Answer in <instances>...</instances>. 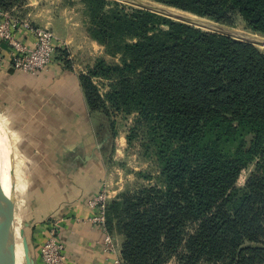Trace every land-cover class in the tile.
Here are the masks:
<instances>
[{"label":"trees","instance_id":"trees-1","mask_svg":"<svg viewBox=\"0 0 264 264\" xmlns=\"http://www.w3.org/2000/svg\"><path fill=\"white\" fill-rule=\"evenodd\" d=\"M157 1L220 22H230L234 13L264 35V0ZM155 16L148 10L136 15L143 20L134 22L137 40L125 43L123 50L132 57L126 67L148 68L142 90L164 97L158 111L145 112L150 121L145 147L160 165L159 185L125 197L123 263L163 264L180 247L193 262H263L264 247L258 244L264 245V52L249 42L169 18L163 19L167 30L149 34L146 25ZM110 30L109 23L99 29L107 40L116 36ZM99 62L97 67L111 74L113 67ZM80 81L91 114L108 115L90 77L80 75ZM254 161L260 166L255 177L260 178L248 189H238L241 170ZM120 212L117 200L108 203L110 233L111 215ZM189 224L195 226L192 231Z\"/></svg>","mask_w":264,"mask_h":264},{"label":"rangeland","instance_id":"rangeland-1","mask_svg":"<svg viewBox=\"0 0 264 264\" xmlns=\"http://www.w3.org/2000/svg\"><path fill=\"white\" fill-rule=\"evenodd\" d=\"M104 1L102 4V2L94 3L91 0H5L0 6L13 14L23 17L29 16L31 19H35L39 25L49 22V25L62 39L60 40V58L67 66L76 67L80 75L90 77V82L96 87V91L106 103L108 115L99 114L97 111L92 112V118L97 129L101 135L107 138L105 146L102 147L101 145L100 149L103 152L100 153L104 155L107 168L102 191H107L108 203L117 200L122 211L117 216L113 213L111 215L112 247H109L115 252L108 248L106 250L116 255V258L123 262L121 250L126 241V235L123 233L121 223L123 219H126L124 212L125 197L137 195L150 185H159L156 177L159 174L160 165L153 153H148L145 147L150 130L149 117L145 112L158 111V107L163 105L164 97L159 94L150 96L145 93V90H142L141 80L148 76L147 66L143 67L134 63L136 70H133L125 65V61L128 63L132 61V57L123 51L125 43H132L137 40L134 22L136 20L143 21L142 18L138 19L136 15L140 11L148 9L123 0ZM148 1L217 23L243 35L264 39V35L252 31L234 13L229 14L230 22H220L178 6L157 0ZM103 5L104 7H102ZM151 12L155 13L156 16L149 20L146 25L149 34L156 32L157 29L162 31L168 29V25L163 22L164 18L180 21L162 13ZM105 17L107 18L104 19ZM119 21L123 23L118 27L119 30L115 31V25ZM107 23L111 24L113 29L110 32L116 34L111 40L104 38L103 33L99 31ZM129 23H134V26L128 28L126 25H130ZM187 24L206 33L230 36L205 27ZM139 31L142 32L143 30ZM230 37L245 41L236 36ZM249 43L264 52V45ZM99 61H104L106 65L113 67L111 74H105L101 67H97ZM95 70L99 72L98 76L93 75ZM123 78H127L129 81L123 83ZM0 124L4 126L8 137V156L12 158L11 173L13 180L12 196H7L9 199L7 198L5 203L6 212L4 218L0 219V264H25L23 238H27L30 253L34 258L32 247L35 241L34 230L40 223L37 221L40 219L37 217L40 205L35 198L32 186L30 162L22 158L18 144L12 140L10 128L5 125L1 118ZM4 159L2 158V165ZM259 170L260 166L257 161L243 168L236 181V187L240 190L248 189L254 178H257L256 180L260 178L255 177ZM6 183L7 181L4 182L3 191L6 188ZM19 203L24 205L22 206V217L18 216L19 210H21ZM21 219L23 223H19ZM194 227L193 224H189L188 231H192ZM21 229H24V234L21 233ZM258 246L264 247L263 244H258ZM185 253V250L180 247L178 252L169 257L163 264H224L226 262L221 259L207 260L204 258L200 262H193L185 257ZM254 264H264V261L256 260Z\"/></svg>","mask_w":264,"mask_h":264},{"label":"crops","instance_id":"crops-1","mask_svg":"<svg viewBox=\"0 0 264 264\" xmlns=\"http://www.w3.org/2000/svg\"><path fill=\"white\" fill-rule=\"evenodd\" d=\"M21 17L54 30L49 22L39 25L29 16ZM56 35L59 46L46 70L38 75L15 70L6 44L0 72V118L10 128L22 158L30 162L40 205L32 247L35 263L43 264L40 246L55 223L65 244L67 264H114L116 255L107 252L106 233L91 221L96 210L89 205L103 189L107 168L100 149L107 138L93 121L78 70L59 56L62 39ZM21 37L34 45L32 35L21 33ZM19 204L22 217L24 205Z\"/></svg>","mask_w":264,"mask_h":264},{"label":"built area","instance_id":"built-area-1","mask_svg":"<svg viewBox=\"0 0 264 264\" xmlns=\"http://www.w3.org/2000/svg\"><path fill=\"white\" fill-rule=\"evenodd\" d=\"M21 33L32 35L34 45H28L21 37ZM58 43V37L52 28L35 25L30 19L22 18L0 7V72L5 65L6 44L9 47V59L15 70L38 75L52 63ZM108 198L107 191H101L90 199L89 205L96 210L90 219L106 233V249L113 252L112 239L106 224ZM40 252L43 264H67L65 244L59 237L55 223L50 226ZM114 264L124 263L116 258Z\"/></svg>","mask_w":264,"mask_h":264},{"label":"water","instance_id":"water-1","mask_svg":"<svg viewBox=\"0 0 264 264\" xmlns=\"http://www.w3.org/2000/svg\"><path fill=\"white\" fill-rule=\"evenodd\" d=\"M123 1H127L129 3L135 4L137 6H140L142 8H145V9H148L151 11H155L158 13L165 14V15L169 16L170 18H174V19L186 22V23L205 27L207 29H212L214 31L224 33V34H227L230 36H236V37H238L242 40L248 41V42L264 45V39H262V38H256V37H252L249 35H243V34L235 32L231 29H228L224 26H221L217 23L210 22V21H207L205 19L199 18L197 16H193V15L185 13V12L174 10L172 8L165 7L163 5H159L157 3H154V2H151L148 0H123ZM21 233L24 234V229H21ZM23 245H24V253H25V264H35V260L30 253V246H29V243H28V240L26 237L23 238Z\"/></svg>","mask_w":264,"mask_h":264},{"label":"bare ground","instance_id":"bare-ground-1","mask_svg":"<svg viewBox=\"0 0 264 264\" xmlns=\"http://www.w3.org/2000/svg\"><path fill=\"white\" fill-rule=\"evenodd\" d=\"M8 146L9 144H8V137L6 131L3 128V126L0 124V219L4 218L6 212V207H5L6 199L9 196H12V189H13V180L11 173L12 158L8 156ZM3 151L4 154L2 155ZM2 158L6 159V160L4 159L3 165H2ZM5 181H7V183H6V188L3 191V187L5 186L4 184Z\"/></svg>","mask_w":264,"mask_h":264}]
</instances>
